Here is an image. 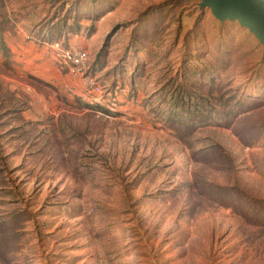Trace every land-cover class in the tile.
I'll list each match as a JSON object with an SVG mask.
<instances>
[{
    "label": "rangeland",
    "instance_id": "374dc122",
    "mask_svg": "<svg viewBox=\"0 0 264 264\" xmlns=\"http://www.w3.org/2000/svg\"><path fill=\"white\" fill-rule=\"evenodd\" d=\"M202 2L0 0V264H264V47Z\"/></svg>",
    "mask_w": 264,
    "mask_h": 264
},
{
    "label": "water",
    "instance_id": "95a60500",
    "mask_svg": "<svg viewBox=\"0 0 264 264\" xmlns=\"http://www.w3.org/2000/svg\"><path fill=\"white\" fill-rule=\"evenodd\" d=\"M222 21L238 23L255 35L264 47V0H203Z\"/></svg>",
    "mask_w": 264,
    "mask_h": 264
},
{
    "label": "built area",
    "instance_id": "2783aa9c",
    "mask_svg": "<svg viewBox=\"0 0 264 264\" xmlns=\"http://www.w3.org/2000/svg\"><path fill=\"white\" fill-rule=\"evenodd\" d=\"M54 48L60 52L65 61L70 63L71 71L82 76L86 89L95 94V100L99 101L105 91L96 75L88 69V52L77 47H62L58 42L54 44Z\"/></svg>",
    "mask_w": 264,
    "mask_h": 264
},
{
    "label": "bare ground",
    "instance_id": "6f19581e",
    "mask_svg": "<svg viewBox=\"0 0 264 264\" xmlns=\"http://www.w3.org/2000/svg\"><path fill=\"white\" fill-rule=\"evenodd\" d=\"M211 239H212V236H211V234L208 236V237H206L202 242H200V241H197L196 239H194V240H192V243H194V248L195 249H198V250H200V251H203V249H202V246L203 247H205V249H207L208 251L210 250V241H211ZM184 251H188V252H190V249L189 250H186V249H182V250H180L179 252H184ZM214 260H216V259H214ZM198 262L200 263V264H203V261L201 260V259H198Z\"/></svg>",
    "mask_w": 264,
    "mask_h": 264
}]
</instances>
